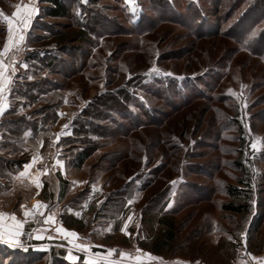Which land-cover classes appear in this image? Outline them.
<instances>
[{
    "label": "rangeland",
    "instance_id": "rangeland-1",
    "mask_svg": "<svg viewBox=\"0 0 264 264\" xmlns=\"http://www.w3.org/2000/svg\"><path fill=\"white\" fill-rule=\"evenodd\" d=\"M40 1L0 0V55L7 47L14 65L12 54L20 47L55 53L76 72L54 75L58 90L48 103L72 110L80 128L93 106L94 120H87L100 129L86 134L87 126L80 140L69 139L79 143L68 166L84 148L90 155L74 169L79 185L67 187L63 206H79L75 214L86 228L78 235L90 232L97 245L117 248L112 256L107 250L82 264H264V62L238 49L231 36L238 31H227L237 15L229 17L226 4L217 15L215 0H166L164 14L152 0L97 6L71 0L75 11L69 18L48 19L29 43L16 42L17 35L7 32L9 18L18 17L27 2ZM198 1L208 17L203 30L189 11L190 2ZM91 12L108 20L106 31L60 48L46 25L71 33L80 28L76 21L94 18ZM65 46L71 48L67 53ZM77 46L84 53L72 49ZM239 157L255 199L250 212L230 214L221 208L229 201L223 188L236 184ZM0 205L11 209L14 203ZM165 214H173L177 241L153 260L143 246L150 248L161 235ZM97 215L114 223L103 230L93 226ZM34 264L59 263L46 256Z\"/></svg>",
    "mask_w": 264,
    "mask_h": 264
},
{
    "label": "crops",
    "instance_id": "crops-1",
    "mask_svg": "<svg viewBox=\"0 0 264 264\" xmlns=\"http://www.w3.org/2000/svg\"><path fill=\"white\" fill-rule=\"evenodd\" d=\"M37 3L38 2L31 4L27 2L23 6H28L35 10L32 12L26 29H24L21 24L22 16L16 17L14 15V17L9 18V20L13 21L11 32H9L10 25L7 22V32L13 35V37L17 35V38H13V40L16 42L19 41L20 44L23 42L29 43L31 35L37 32V30H35L37 21L46 22L48 20L39 18V13L42 11L44 3L41 1L39 5H37ZM20 35L24 36L23 41H20ZM16 42L15 44H17ZM17 46L18 45H15L14 48L16 49ZM11 53L12 52H6L3 56L0 55V61H2L5 66L0 69V72L3 73V75L0 76V107L4 109L2 114H0V157L12 160L21 158L25 161L21 166H0V204L5 203L6 200L7 202L14 203L11 209H4L3 205H0V213L4 214L3 223L5 226L12 223L9 217L13 215L17 221L23 222V226L20 229L21 235L19 237H9L7 232H5L3 239H0V246L11 249L21 248V237L23 232L33 229L35 237L33 248L36 251L50 252L52 249L64 250L65 259L73 264L79 263L83 257V262L98 259V256L100 254H106L104 251L107 250H114L112 253L116 252L115 249L117 247L108 248L109 246H99V244L97 245L96 243H94L89 250L86 248L89 246L83 245L85 247H79L80 244L77 243L78 233L84 231L86 227L83 229L67 227L63 219L64 217L71 216L79 221L82 220L75 214L76 211L80 209L78 205L76 207L73 206L75 205L74 203L69 205V203L67 204L66 202L67 206H63L64 198L67 197L68 194L67 187L73 188L79 185L74 178V169H79L74 166H68L65 159L68 147H63L62 145L63 139H74V112L72 110L65 111L64 108L66 107L63 104H59L56 109L58 119L51 124L50 133L41 138L39 137L36 141L32 140L30 131L24 132L16 140H10L9 137H12L10 135L12 132L2 126V124L10 118L9 112L17 103H19L21 107V110H18L17 117H27L42 105H27L26 99H16L13 95L15 86L19 83H34L41 80L43 77L54 80L55 75L50 73L49 69L37 71L26 64L10 65L9 57ZM24 104H26L27 107L22 108ZM71 107H73V105ZM43 118L44 115L33 117V119L39 121ZM65 125H67V127H65ZM5 144H7V146H4ZM34 157L37 158L35 162H33ZM37 177L41 183L40 187H36L33 183V180ZM54 187L57 188V190ZM38 203L46 207L37 211L34 205ZM69 210L71 213L68 214L67 212ZM25 211L32 212L33 214L26 216L24 214ZM48 216H52L54 220L46 223L45 221H47ZM91 223L93 226L97 225L98 228L104 229L109 228L110 224L114 223V220L104 217H95L92 219ZM59 228L64 229V231H57ZM115 232H117V230H113V233ZM68 233H76L77 235L72 236ZM77 249L83 250L80 251ZM122 253L125 252H121L120 257H122ZM147 254H150L153 260H157L158 257H160L150 252ZM98 263L100 262L95 261V264Z\"/></svg>",
    "mask_w": 264,
    "mask_h": 264
},
{
    "label": "trees",
    "instance_id": "trees-1",
    "mask_svg": "<svg viewBox=\"0 0 264 264\" xmlns=\"http://www.w3.org/2000/svg\"><path fill=\"white\" fill-rule=\"evenodd\" d=\"M105 0H90V6H97L100 2ZM215 6L212 10L216 11L217 15H220L222 6L226 4L228 7L229 17L237 15L235 20V24H233L230 28L227 29L229 34H233V31H238L237 34L231 35L233 40L236 42L238 49L241 51H248L252 55L258 57L264 62V0H215ZM42 3L46 4L47 6L44 8V17L42 19H64L69 18L73 11V4L71 0H41ZM154 4L158 5L162 8V14L167 12L168 9V2L166 0H152ZM201 2V0H200ZM200 2L198 1L197 4L191 3L189 5V11L194 14L196 19L199 21V26L201 30L203 28H207L208 17L204 12V9L200 7ZM208 7H212L213 3L207 2ZM195 6V7H194ZM94 18L91 20H86L80 23L76 21L77 25L80 26L79 30L71 32V33H64L59 30H54L51 26H48L49 32L53 40L56 41L58 46L61 48L64 45H68L71 43H86L90 42V34L93 32L97 35V33H101L102 31H106V23H109L107 19L98 17L97 12L93 13ZM96 17V18H95ZM236 17V16H235ZM41 21H37L35 24V30H44ZM45 26V25H44ZM212 31H208L207 35L211 34ZM221 32V31H217ZM50 37V38H51ZM76 52H80V54L84 53L82 46H77L72 48ZM237 49V50H238ZM71 48L65 46L62 48V52H69ZM67 51V52H66ZM43 54V55H42ZM62 57L57 56L55 53L50 52H28L26 57V65L33 67L37 71H45L49 69V72L53 75L55 74H64L65 76H71L76 71L73 70L72 65H62L61 63ZM85 66V65H83ZM54 80L49 79L48 77H43L41 80L34 82V83H19L13 89V95L16 99H26L27 105L33 104H40L43 103L40 107L34 110L27 117L23 116H16L18 113L17 107L20 106L17 103L12 110L9 112V119L6 120L2 126L6 127L10 132V135L13 137H9L10 140H16L20 137L21 134L24 132H29L32 134V140L36 141L39 137L46 136L50 133L51 124L55 122L58 117L56 113V109L58 106L54 107L51 102L50 97L53 96L55 89L56 82ZM53 87H49L52 86ZM221 97V96H220ZM222 99V98H220ZM26 104L22 105V108L27 107ZM90 109H93L91 105L90 108L85 111L83 115V119L86 118L82 127L80 128V121L75 122L74 135L75 139H79L80 137L89 134L88 131L90 128L92 130L100 129L98 124L95 123L93 115L90 113ZM44 115V118L39 121L33 119L35 116ZM16 116V117H15ZM91 116V119L88 121L87 118ZM87 126L89 129H87ZM123 127V126H122ZM124 128V127H123ZM81 129H87V131H80ZM91 130V131H92ZM89 131V132H91ZM238 131L240 135L242 134V129L238 126ZM85 135H80L83 133ZM68 140L63 139L62 145L63 147H68L66 151L65 159L66 161L68 158H71L75 152V144L79 143L77 140ZM65 142H70L69 145H65ZM4 146H7L5 144ZM70 155V156H69ZM90 155V151L87 148L81 150L80 153L76 157H73L72 163L74 167L77 169L82 168L85 161L88 159ZM24 159H6L0 157V166H21L24 163ZM67 164L69 162L67 161ZM234 165L237 171L240 173V176L237 178L236 184H224L223 192L228 197L229 201L224 202L221 204V208L230 214H246L252 210L253 202H254V193L252 187L249 186L250 184L245 180L248 177V171L243 166L240 157L234 162ZM247 187V188H244ZM118 207L122 204L117 202ZM173 214H165L159 219V223L163 227L161 230V235L157 237H153L152 246L149 248L147 246H143L146 248L150 253L161 255L165 249H168L170 245L174 244L177 241L176 236V223L175 220L172 218ZM100 216L97 215V218ZM64 222L67 227H76L79 229H83L86 225H82L83 220L79 221L74 217H64ZM113 219V218H111ZM35 242V240H34ZM46 256H50L54 259L56 263L67 264L65 261V252L64 250H55L52 249L50 252H39L36 251L33 246L24 247V248H16V249H9L8 247H0V264H20L23 258L25 261L22 262L24 264H34L35 261L38 259L44 258ZM16 258V259H15ZM37 259V260H36ZM83 259L81 258L79 263L82 264Z\"/></svg>",
    "mask_w": 264,
    "mask_h": 264
},
{
    "label": "snow or ice",
    "instance_id": "snow-or-ice-1",
    "mask_svg": "<svg viewBox=\"0 0 264 264\" xmlns=\"http://www.w3.org/2000/svg\"><path fill=\"white\" fill-rule=\"evenodd\" d=\"M129 2L131 3L132 0H129ZM33 11H35V10L30 8V7H28V6H25L22 9V12H18L17 13L18 16H22L23 17L22 20H21V24H22L24 29H26L28 27V21L30 20ZM8 23L10 25L9 32H11L12 31L11 25L13 24V21L9 20ZM9 39H11V37H9ZM19 39H20V41H23L24 36L20 35ZM7 50L8 49L6 47L4 51L7 52ZM4 67L5 66L3 65V62L0 61V69H2ZM2 75H3V73L0 72V76H2ZM3 110H4L3 107H0V114H2ZM65 127H67V125H65ZM255 147H256V145L253 144V148H255ZM36 159L37 158L34 157L33 158V162H35ZM58 163H60V162H58ZM33 183L36 185V187H40L41 186V183H40V180H39L38 177L33 180ZM44 207H46V206L43 205V204H39V203L37 205H34V208L37 211H39V209L44 208ZM24 214L26 216H29V215H32L33 213L29 212V211H25ZM9 219L12 221V223L7 225V226H5L4 223H3L4 214L0 213V239H3V237L5 235V232H7L9 237H13V236L19 237L21 235L20 229L23 226V222L17 221L14 215L10 216ZM53 220H54V218L52 216H48L47 221H45V222L47 223V222L53 221ZM57 231H64V229L59 228V229H57ZM68 234L72 235V236H76L77 235L76 233H68ZM37 238H40V237H37ZM79 247H85V246L80 245ZM112 251H114V250H109V255H111ZM122 255H127V254L122 253ZM149 258H151L150 254H149ZM136 259L139 261L140 257H136ZM93 264H95V262H93ZM109 264H111V262H109Z\"/></svg>",
    "mask_w": 264,
    "mask_h": 264
},
{
    "label": "built area",
    "instance_id": "built-area-1",
    "mask_svg": "<svg viewBox=\"0 0 264 264\" xmlns=\"http://www.w3.org/2000/svg\"><path fill=\"white\" fill-rule=\"evenodd\" d=\"M27 1H30V0H27ZM26 57H27L26 50L24 48L20 47L12 54V61L14 62V64H25L26 63ZM34 240H35V237H34V230L33 229L25 230L23 232L22 237H21L22 246H25V247L33 246ZM77 243L80 245H85V246H89V247L93 246L94 238L92 236V233L82 232L77 237ZM122 251H126V249H124ZM129 252H131V251L129 250Z\"/></svg>",
    "mask_w": 264,
    "mask_h": 264
}]
</instances>
